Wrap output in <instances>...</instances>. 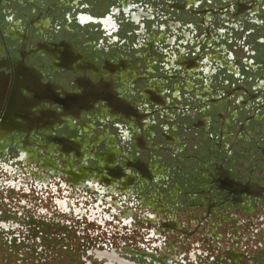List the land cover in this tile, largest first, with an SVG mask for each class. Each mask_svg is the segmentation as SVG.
<instances>
[{"label": "flooded vegetation", "instance_id": "af4514ba", "mask_svg": "<svg viewBox=\"0 0 264 264\" xmlns=\"http://www.w3.org/2000/svg\"><path fill=\"white\" fill-rule=\"evenodd\" d=\"M56 200L75 264H264V0H0V203Z\"/></svg>", "mask_w": 264, "mask_h": 264}, {"label": "rangeland", "instance_id": "374dc122", "mask_svg": "<svg viewBox=\"0 0 264 264\" xmlns=\"http://www.w3.org/2000/svg\"><path fill=\"white\" fill-rule=\"evenodd\" d=\"M13 171V173L6 174L4 183L14 181V185L18 184L19 189L28 186L25 174H22L21 170L16 171L13 169ZM12 174L14 175L12 176ZM16 176L18 179L14 180ZM10 189L13 188L10 187ZM60 205V200L49 201L46 206L49 212L47 215L28 202L26 204L20 202L0 203V210L10 216L0 214V264H75L76 252L73 250L75 235L87 236L89 232L91 240H93L95 235H92L90 230L93 231L94 226L90 221L85 224L81 223L80 219L72 218L73 215L57 214L61 210ZM11 210L14 217L11 215ZM15 210L22 211L27 216L30 213L29 216L34 217V221L40 225L41 229L37 231V227L28 224L29 221L26 216L16 215ZM45 210L47 212V209ZM63 218L68 221L66 227L61 221ZM13 221L17 224H12ZM48 222L51 225L50 227ZM68 233H70L69 236ZM13 239L16 240L17 244H11ZM4 242H8V244H4ZM65 245H67V248H65Z\"/></svg>", "mask_w": 264, "mask_h": 264}, {"label": "trees", "instance_id": "16d2710c", "mask_svg": "<svg viewBox=\"0 0 264 264\" xmlns=\"http://www.w3.org/2000/svg\"><path fill=\"white\" fill-rule=\"evenodd\" d=\"M39 225V224H38ZM40 226V225H39ZM4 244H8V242H4ZM11 244L13 245V244H17L16 243V240L15 239H13V241H11ZM10 245V244H9ZM7 247H8V245H6ZM11 246V245H10ZM12 247V246H11ZM15 248H16V245H15Z\"/></svg>", "mask_w": 264, "mask_h": 264}]
</instances>
